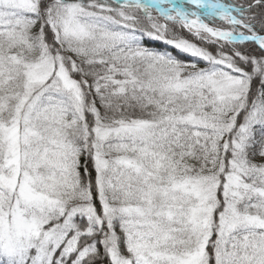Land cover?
<instances>
[{
	"label": "snow or ice",
	"instance_id": "1",
	"mask_svg": "<svg viewBox=\"0 0 264 264\" xmlns=\"http://www.w3.org/2000/svg\"><path fill=\"white\" fill-rule=\"evenodd\" d=\"M0 264H264V0H0Z\"/></svg>",
	"mask_w": 264,
	"mask_h": 264
}]
</instances>
